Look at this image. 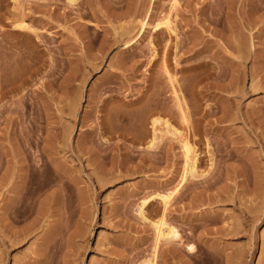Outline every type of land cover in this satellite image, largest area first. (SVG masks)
<instances>
[{"label":"rangeland","instance_id":"374dc122","mask_svg":"<svg viewBox=\"0 0 264 264\" xmlns=\"http://www.w3.org/2000/svg\"><path fill=\"white\" fill-rule=\"evenodd\" d=\"M175 189L157 264H264V0H0V264H141Z\"/></svg>","mask_w":264,"mask_h":264},{"label":"bare ground","instance_id":"6f19581e","mask_svg":"<svg viewBox=\"0 0 264 264\" xmlns=\"http://www.w3.org/2000/svg\"><path fill=\"white\" fill-rule=\"evenodd\" d=\"M69 1L72 2L74 0H69ZM160 25H162V26L165 25L169 31H174L172 29L173 27H171L169 21L161 22V23L157 24L155 27L158 28ZM22 26H23V24H22ZM167 71H169V70H167ZM169 79H170L171 84H172V82L174 84L175 77L170 76ZM175 87L174 86L172 87L173 88L172 91H174V94L176 96L175 99H177V101H178L177 102L178 107H180V111H182V118H183L182 120H184V122L187 123V121H189L188 116H187V112H186L187 109H186V111L184 110L185 109L184 107H183L184 109H182V106H181L182 102H180L181 99H179L180 97L178 96L179 94H178L177 90L175 89ZM151 123L153 126V134L150 138V141L147 144V147L148 148L155 147V145H157L158 139H160V137H163L162 136L163 134H161V135L159 134V132L162 131V129H159L157 127V124L162 123L164 125V132L170 133L173 136L174 135L178 136V138L180 139V142L182 143V147L184 149L185 166H184V170H183V174H182V178H181L180 182H186L189 179V177L195 176L196 172H197L198 154L196 152L195 145L192 143L191 138L188 135V132L183 133L181 130H179L174 125H172L168 119H164V118L159 117V116L153 117L151 120ZM29 189H31V188H29ZM178 190H180V187L178 188ZM178 190L175 189L174 191H172L170 193H166V194L164 193V194L158 195L161 199V202L163 203V210L159 213L157 219L155 221H152V224L154 225L155 230H156V239H155L156 243L154 244L155 246L153 248L154 250L152 251L153 253L151 254V256L148 257V259L144 260L143 263H141V264H157L159 244L162 240H173V241H175V240L181 239V237H180L181 234H180L178 228L175 227L174 225H172L171 223H169L168 219H167L168 206L171 203V200L174 198V195L176 194V192L178 193ZM33 192H34V190L31 189V193H33ZM35 192H36V189H35ZM147 203H148V200H142V202L139 204L138 209H137L139 214L143 217H144V206ZM190 248H191V246H190ZM192 249H193V246H192ZM39 261H42V258H40Z\"/></svg>","mask_w":264,"mask_h":264}]
</instances>
